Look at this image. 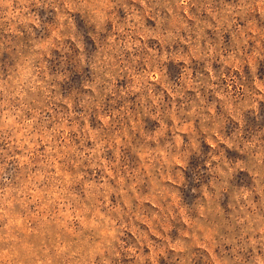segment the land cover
I'll return each mask as SVG.
<instances>
[{
    "label": "rangeland",
    "instance_id": "obj_1",
    "mask_svg": "<svg viewBox=\"0 0 264 264\" xmlns=\"http://www.w3.org/2000/svg\"><path fill=\"white\" fill-rule=\"evenodd\" d=\"M0 264H264V0H0Z\"/></svg>",
    "mask_w": 264,
    "mask_h": 264
}]
</instances>
